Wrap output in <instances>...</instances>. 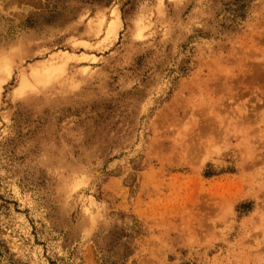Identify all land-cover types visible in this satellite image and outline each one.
Here are the masks:
<instances>
[{"label": "rangeland", "instance_id": "obj_1", "mask_svg": "<svg viewBox=\"0 0 264 264\" xmlns=\"http://www.w3.org/2000/svg\"><path fill=\"white\" fill-rule=\"evenodd\" d=\"M0 68V264H264V0H0Z\"/></svg>", "mask_w": 264, "mask_h": 264}, {"label": "bare ground", "instance_id": "obj_2", "mask_svg": "<svg viewBox=\"0 0 264 264\" xmlns=\"http://www.w3.org/2000/svg\"><path fill=\"white\" fill-rule=\"evenodd\" d=\"M3 61H5V60H3ZM0 70H1V68H0ZM55 70H54V67L53 66H49L47 69H46V72H45V75H44V78L45 79H50V78H52V76L54 75V72ZM34 78L36 77V75L34 76V75H32ZM21 84L22 85H25V86H27V80L25 79V78H23L22 80H21ZM20 84V85H21ZM28 87V86H27Z\"/></svg>", "mask_w": 264, "mask_h": 264}]
</instances>
